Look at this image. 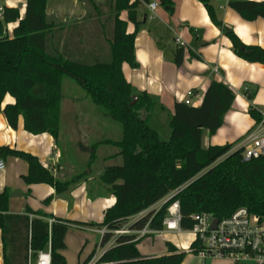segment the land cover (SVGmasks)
<instances>
[{
    "label": "trees",
    "instance_id": "16d2710c",
    "mask_svg": "<svg viewBox=\"0 0 264 264\" xmlns=\"http://www.w3.org/2000/svg\"><path fill=\"white\" fill-rule=\"evenodd\" d=\"M86 9L85 20L97 19L106 42L99 53L96 47L69 46L62 35L67 24L46 14L47 0H26L25 15L18 8L4 7L0 13V114L12 129L24 119V130L32 135L49 134L60 151L64 168L76 167L77 174L70 180H60L45 169L31 154L0 147V160L16 158L28 164L23 177L26 185L45 184L55 189L58 197L68 198L69 191L87 180L85 171L91 168L99 144L117 149L119 165H105L97 179L107 195L115 197V205L104 214L102 247L111 241L98 264H183L186 253L167 243L168 255L144 258L137 249L140 241L135 236H114L124 226L132 230L147 224L154 231L163 230V221L171 202L178 200L182 214V227L192 229L193 216L207 213L217 220L230 217L239 209L264 218V157L249 163L242 161L243 149L233 144L202 147L203 132L213 136L222 127L230 111L234 91L223 82L212 81L199 107L176 103L169 122L170 136L162 140L150 126L156 102L144 92H136L125 79L122 66L138 69L134 43L136 32L126 33V22L121 14L128 12V20L138 28L137 8L149 0H79ZM207 9L213 23L217 20L210 0H199ZM160 5L173 12L171 0H160ZM229 6L242 19L251 22L264 19V1H230ZM17 24L9 34L8 26ZM75 30L67 36L73 38ZM232 42L234 54L252 64L264 65V49L244 45L234 33L225 30ZM92 44V41L90 42ZM83 49H82V48ZM82 49V50H81ZM88 53V54H87ZM105 53V56H103ZM183 63V48L175 53V64ZM73 79L86 93L103 116L121 127L117 140L97 142L92 155L83 166L73 165L65 158L60 147L61 103L63 78ZM243 95L252 103L256 89H243ZM14 104L2 109L6 96ZM249 115L255 124L262 113L250 107ZM182 192L158 210H151L178 188ZM96 191H90L94 198ZM9 191L0 193V230L2 264H29L40 252L50 249L51 264H67L63 255L69 221L48 218L42 213L12 215L9 213ZM147 212L138 220L129 219ZM49 219H54L51 227ZM196 243L191 248H198Z\"/></svg>",
    "mask_w": 264,
    "mask_h": 264
},
{
    "label": "crops",
    "instance_id": "0c3cea01",
    "mask_svg": "<svg viewBox=\"0 0 264 264\" xmlns=\"http://www.w3.org/2000/svg\"><path fill=\"white\" fill-rule=\"evenodd\" d=\"M104 1L97 0L99 3ZM135 1L140 0H132ZM171 1L175 7L173 12L162 7L160 0L141 2L137 8L138 28L128 20V12L121 14V20L126 22V33L131 35L136 32L134 49L139 64L138 69L123 64V75L133 90L146 93L156 102L150 121L151 127L163 118L169 126L175 104L182 103L190 92L193 94L190 99L193 106L199 107L212 81L225 83L235 93L233 105L215 135L209 136L207 131L203 132L202 147L207 149L210 146L233 144V149H236L255 127V122L249 115L250 107L264 114V65L252 64L237 57L225 30L232 31L244 45L264 49V19L245 21L230 8L229 2L264 0H210V5L222 27L213 23L207 9L199 0ZM151 4L158 5L154 13L150 10ZM5 6L18 8L21 18L24 17L26 0H0V8ZM46 14L67 24L62 35V45L63 39L66 38L69 46H86L87 50H82L81 47L82 53H86L89 46H93L97 48L96 54L101 55L98 50L105 45L106 37L101 32L100 20H85L86 9L82 2L47 0ZM16 26L17 24L8 26L9 34ZM72 29L75 33L70 39L67 35ZM176 39H180L184 46L176 44ZM180 48H183V63L176 66L175 53ZM246 88L256 89L252 103L242 93ZM14 103L15 100L7 95L1 108ZM101 121L103 124L98 125ZM101 121L91 123L95 127L103 125L109 127L108 120ZM69 124L77 127L86 125L76 121ZM107 131L108 129L104 128L90 134L95 136L101 134L100 137L105 142L111 138L106 134ZM169 136L170 134L166 140ZM102 145L101 147L111 146ZM5 146L33 155L57 179L70 180L77 174L76 167L60 166L61 153L49 134L32 135L24 130L23 117H20L18 127L12 129L0 114V147ZM82 151L92 155V148L82 147ZM115 156L116 152L104 154L102 156L104 165L100 167L94 166L93 162L91 168L85 171L87 180L74 186L69 191L68 198L58 197L55 189L45 184L26 185L23 177L28 174V164L20 159L8 158L5 160V170L0 172V193L9 191V213L12 215H30L29 210L45 214L48 218L70 222L65 238L66 249L63 251L67 264H90L92 261L98 264L103 253L114 245V241H111L105 247L101 246L100 231L104 228H99L98 225L102 224L105 212L115 205L116 199L105 193L98 185L97 179L105 165H109L112 160L117 163L116 160L119 158ZM90 191H96L94 198L90 197ZM162 205L163 201L151 210H158ZM136 220L138 218L134 216L129 219V223ZM177 235L181 234L164 232L149 236L139 242L137 249L144 258H157L169 254L167 248L169 243L178 251L189 254L187 250L194 240L192 235H187L186 238H178ZM191 257L195 258L193 255ZM200 261V264H235L227 259Z\"/></svg>",
    "mask_w": 264,
    "mask_h": 264
},
{
    "label": "built area",
    "instance_id": "2783aa9c",
    "mask_svg": "<svg viewBox=\"0 0 264 264\" xmlns=\"http://www.w3.org/2000/svg\"><path fill=\"white\" fill-rule=\"evenodd\" d=\"M157 4H151L152 13L157 9ZM0 8V13H3ZM176 44L184 46L180 39H176ZM192 93L183 101L186 105H192ZM237 148L243 149L242 161L249 163L253 160L264 157V114L260 123L255 124L254 129L244 138ZM236 148V149H237ZM6 163L0 160V172L4 171ZM184 188H178L163 200V205L178 196ZM162 205V206H163ZM147 212H142L136 217L139 219ZM194 225L192 229L185 230L182 227V214L180 202L174 200L167 208V216L163 221V230L154 231L147 224L143 229L132 230L129 226H124L115 231L114 236L132 235L134 241H141L149 236L160 235L164 232L184 234L188 232L193 237V243L198 248H188L187 253L202 261L208 259H227L235 264H264V218L250 214L246 209H239L230 217L218 220L213 226L215 219L207 213L193 216ZM54 223V219H49L48 224ZM105 229L100 231L103 236ZM1 247V230H0ZM29 264H51L50 249L40 252L34 259L30 258ZM90 264H96L92 261Z\"/></svg>",
    "mask_w": 264,
    "mask_h": 264
},
{
    "label": "rangeland",
    "instance_id": "374dc122",
    "mask_svg": "<svg viewBox=\"0 0 264 264\" xmlns=\"http://www.w3.org/2000/svg\"><path fill=\"white\" fill-rule=\"evenodd\" d=\"M63 101L61 103L62 114H61V136H60V147L65 153V158L73 165H84L89 160L91 155L82 151V147L93 148L95 143L101 142V134L92 135V131L97 133L98 130L108 129L107 135L111 138L110 140H117L121 137V127L117 123L111 121L109 118L103 116L99 108H97L87 97L85 91L71 78L65 76L63 78ZM106 119L109 121V127L98 126L95 127L91 122H100ZM71 121L83 122L84 126H73L70 125ZM165 119H160L157 123L153 124V129L158 133L162 140H166L170 134L169 126L164 122ZM73 123V122H72ZM103 124L102 121L98 124ZM95 127V128H94ZM104 127V128H103ZM82 131V132H80ZM80 132V133H78ZM169 133V134H168ZM96 151L94 158V166L100 167L104 165L102 156L104 154H113L117 152V149L109 147H101ZM112 160L109 165H119L120 159ZM190 235L188 232L177 235L178 238H186ZM186 264H200L201 261L197 258H192L191 255L186 254Z\"/></svg>",
    "mask_w": 264,
    "mask_h": 264
},
{
    "label": "water",
    "instance_id": "95a60500",
    "mask_svg": "<svg viewBox=\"0 0 264 264\" xmlns=\"http://www.w3.org/2000/svg\"><path fill=\"white\" fill-rule=\"evenodd\" d=\"M218 220H214L213 226L215 227Z\"/></svg>",
    "mask_w": 264,
    "mask_h": 264
}]
</instances>
